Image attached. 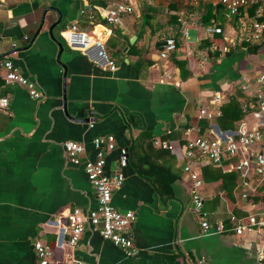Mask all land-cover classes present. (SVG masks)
<instances>
[{
    "label": "crops",
    "instance_id": "0c3cea01",
    "mask_svg": "<svg viewBox=\"0 0 264 264\" xmlns=\"http://www.w3.org/2000/svg\"><path fill=\"white\" fill-rule=\"evenodd\" d=\"M110 1L0 0V60H11L41 93L36 100L22 86L4 84L0 68V96L8 98L0 111V264H33L35 238L49 246L50 264H264L256 258L253 235L202 232L191 181L182 168L188 160L181 152L183 141L194 135L185 133L187 127L219 139L236 132L212 120L200 130V106L220 110V104L236 97L245 111L240 124L264 122V111L251 95L258 88L256 75L264 72V33L257 41H244L252 9L226 18L221 8L208 11L204 3L150 0L136 3L110 25L102 18ZM210 23L222 29L214 38L224 35L236 46L200 64L199 53L208 45L204 28ZM72 25L74 39L81 33L91 37L84 51L66 39L65 27ZM166 37H178L177 49L161 59L158 51ZM244 82L246 90L240 87ZM108 134L115 148L105 155L106 175L117 170L118 148L129 151L120 169L122 184L112 188L110 203L134 213L128 229L131 256L87 222L78 241L67 244L66 214L96 206L83 162L93 158L92 138ZM68 140L84 148L76 166L64 156L62 143ZM256 147L264 153V142ZM238 159L225 157L218 165L190 161L201 179L196 192L211 225L220 220L228 228L229 215L264 208V189L252 172L247 197H241L244 188L233 167ZM232 172L230 188L226 175Z\"/></svg>",
    "mask_w": 264,
    "mask_h": 264
},
{
    "label": "built area",
    "instance_id": "2783aa9c",
    "mask_svg": "<svg viewBox=\"0 0 264 264\" xmlns=\"http://www.w3.org/2000/svg\"><path fill=\"white\" fill-rule=\"evenodd\" d=\"M184 4L198 5L208 3L213 6H220L224 17L239 15L242 10L252 8V19L249 22V35L244 37L245 42H254L259 40L264 33V0H177ZM139 2L149 3L150 0H111L104 9L103 20L110 24H117L121 15L130 13L133 6ZM181 22V19H177ZM74 26L65 27L64 32L67 34L68 42L74 41L80 43L85 50L89 46V40L84 33L78 35L74 39ZM183 38L187 37L186 30H182ZM205 37L208 39V45L203 52L199 53V63L205 62L209 55H221L235 48L236 43L233 39L224 35L221 40L214 38L215 34H222L220 26L210 23L204 28ZM98 46V42L92 41ZM91 43V44H92ZM177 49V41L173 37H166L158 51V57L167 58L168 54ZM191 50H188L190 52ZM101 54V51L97 52ZM110 69H114L113 62L107 61ZM0 68L3 70L2 79L4 84H18L22 86L28 96L32 99H40L41 93L36 88L35 83L27 77L20 74L17 67L9 59L0 60ZM255 83L258 88L252 91L251 95L255 104L260 111H264V72L258 73L255 77ZM241 89H247V82L243 83ZM220 96L215 94L212 102L219 103ZM8 103V98L0 96V111H3ZM220 110H207L205 107H198V118L212 119L218 115ZM259 115V114H258ZM92 124L89 123V126ZM186 134L194 133L188 136L181 145V152L188 163L183 165V171L187 173L191 181L190 197L194 203L196 212L200 216V227L204 234L220 233L229 229L235 236L251 234L256 241V258L260 262H264V208L263 210L248 213L246 215L236 216L229 215V227L225 228L224 223L220 220L215 221L212 225L204 218L205 213L201 210V199L196 190L201 184V179L191 169L190 161L195 159H203L209 164L218 165L225 157H238L239 159L233 165L240 177V185L244 191L240 194L242 198L247 197L246 190L249 188L250 172L253 173L257 182L264 189V153L256 146L264 142V122L258 126L246 127L240 124L236 132L227 136L226 139L207 137L199 133L197 126L187 127ZM94 150L93 158L86 159L83 162V171L86 179L91 184L94 191L96 206L93 209H87L83 213L79 208H73L66 214L68 221V238L67 244L74 245L84 230L85 223H89L97 228L98 234L102 239L110 241L119 247L126 256L134 253L132 241L128 235L129 226L134 219V213L130 210H117L110 203L111 190L122 184L123 173L120 169L125 167L129 159V151L126 147L118 148L117 170L110 176L105 174L104 164L107 152L115 148L112 135L95 136L91 140ZM162 148L171 149V144L166 141H154ZM62 149L65 159L71 165H78L80 155L84 148L82 144L76 141H64ZM264 205V201H263ZM32 248L35 256L33 264H50L49 256L51 254L49 246L42 242L39 238H35L32 242ZM73 264H92L82 260H75Z\"/></svg>",
    "mask_w": 264,
    "mask_h": 264
},
{
    "label": "trees",
    "instance_id": "16d2710c",
    "mask_svg": "<svg viewBox=\"0 0 264 264\" xmlns=\"http://www.w3.org/2000/svg\"><path fill=\"white\" fill-rule=\"evenodd\" d=\"M204 4L206 5V8L208 11L210 9L218 10V8H220V6H213V5L208 4V3H204ZM218 24H220V23H218ZM177 38L178 37H175L176 41H177ZM110 41H111V39H108V43ZM160 47H161V45H160ZM115 53L116 52L113 51V54H115ZM244 114H245V111L243 109H241L240 102L236 99V97H230L229 99H227V101L225 103L220 104V114L216 118H212V119H208V120L204 119V121L201 122V124H200L201 129L200 130H203L207 126L208 121H210V120L217 122L219 124V126L222 128H233V129L237 130L240 123H241L240 120L242 119ZM226 176H228V177L230 176L229 179L231 180V184H230V188H231V186L233 184V179H235L236 174H235V172H232ZM222 179H224V178H222Z\"/></svg>",
    "mask_w": 264,
    "mask_h": 264
},
{
    "label": "water",
    "instance_id": "95a60500",
    "mask_svg": "<svg viewBox=\"0 0 264 264\" xmlns=\"http://www.w3.org/2000/svg\"><path fill=\"white\" fill-rule=\"evenodd\" d=\"M132 39H129V42H131Z\"/></svg>",
    "mask_w": 264,
    "mask_h": 264
},
{
    "label": "rangeland",
    "instance_id": "374dc122",
    "mask_svg": "<svg viewBox=\"0 0 264 264\" xmlns=\"http://www.w3.org/2000/svg\"><path fill=\"white\" fill-rule=\"evenodd\" d=\"M52 264V263H51Z\"/></svg>",
    "mask_w": 264,
    "mask_h": 264
}]
</instances>
